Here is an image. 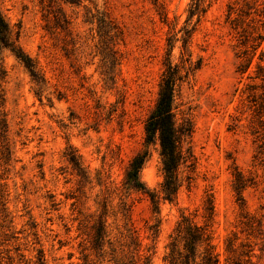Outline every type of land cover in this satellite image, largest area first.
Segmentation results:
<instances>
[{
  "label": "rangeland",
  "instance_id": "374dc122",
  "mask_svg": "<svg viewBox=\"0 0 264 264\" xmlns=\"http://www.w3.org/2000/svg\"><path fill=\"white\" fill-rule=\"evenodd\" d=\"M191 1L0 0L37 69L33 76L3 49L12 155L0 159V264H83L81 223L107 202L117 234L127 222L122 200L133 205L141 254L167 264L178 220L186 214L203 223L210 198L220 264H264V0H206V12L188 27L194 30L187 50L201 66L180 85L175 112L193 121L194 158L180 168L175 202L161 201L157 237L149 229L157 223L149 200L124 185L131 157L146 148L145 121L172 35V61L184 66ZM112 26L117 35L110 39ZM147 148L152 156L141 179L159 191V147ZM73 151L86 178L68 161ZM237 171L246 179L244 208Z\"/></svg>",
  "mask_w": 264,
  "mask_h": 264
},
{
  "label": "trees",
  "instance_id": "16d2710c",
  "mask_svg": "<svg viewBox=\"0 0 264 264\" xmlns=\"http://www.w3.org/2000/svg\"><path fill=\"white\" fill-rule=\"evenodd\" d=\"M206 0H192L187 18V28L183 36L184 47L187 57L184 55L183 64L180 66L172 61L175 36L169 37V52L165 58V70L161 76L160 93L155 108L151 111L145 121V147L135 156L131 157L126 168L124 185L133 192L142 193L147 197L151 204L152 212L157 216L155 226L149 225L153 235L157 237L159 232V214L161 212V201L175 202L178 192L182 186L183 179L180 173L182 166L193 164L194 154L191 148V138L194 133V124L189 117L177 118L175 112V96L182 82L196 68L193 66L190 58V52L187 50L192 29L189 25L193 19L206 12L204 7ZM74 2V1H72ZM59 18H56V25L59 24ZM199 21V20H197ZM64 28L67 25L63 26ZM116 30L112 26L108 31ZM117 30L110 39L115 37ZM20 29L17 31L7 21L0 10V159L9 161L12 155L11 143L9 138V125L6 118L5 103V79L7 76L3 61V49H9L18 59H20L30 70L33 76H37L35 63L28 54L22 49L20 42ZM261 37V35H260ZM258 77V76H256ZM256 96V93H252ZM158 145L160 159L162 164V182L159 191H152L141 179L142 170L145 164L152 156L149 145ZM68 161L73 168L86 178L87 173L84 170L81 159L76 151L69 156ZM191 176H188L187 180ZM235 191L241 207L244 208L243 191L246 187V179L240 171L236 173L234 181ZM120 211L127 219L123 229H118V233H112L108 223L109 207L108 203L102 205V211L97 216L93 215L81 223L82 234L86 235L81 243L84 261L83 264H152V255L141 254L139 236L131 225L133 205L127 204L122 200ZM215 217V209L212 198L208 200L205 208V218L203 223L194 221L191 215H182L178 220L174 232L170 236L167 244L165 262L167 264H220V257L213 243L212 224ZM127 223H130L127 226ZM229 251L236 252L233 240L228 244ZM235 264H239L234 262Z\"/></svg>",
  "mask_w": 264,
  "mask_h": 264
}]
</instances>
